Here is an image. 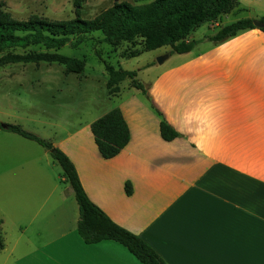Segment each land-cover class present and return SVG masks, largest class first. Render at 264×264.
Returning <instances> with one entry per match:
<instances>
[{
  "label": "crops",
  "instance_id": "1",
  "mask_svg": "<svg viewBox=\"0 0 264 264\" xmlns=\"http://www.w3.org/2000/svg\"><path fill=\"white\" fill-rule=\"evenodd\" d=\"M216 51L145 86L153 110L117 107L130 139L116 156L102 157L90 125L54 142L90 200L166 264H264V32L241 31ZM161 119L176 138L161 137ZM23 163L0 172V264H142L114 240L86 243L70 184Z\"/></svg>",
  "mask_w": 264,
  "mask_h": 264
},
{
  "label": "rangeland",
  "instance_id": "2",
  "mask_svg": "<svg viewBox=\"0 0 264 264\" xmlns=\"http://www.w3.org/2000/svg\"><path fill=\"white\" fill-rule=\"evenodd\" d=\"M120 1L145 4L152 0H85L81 7V17L92 19L114 2ZM0 2L17 20L39 17L59 21L69 20L75 16L73 0H0ZM258 2L255 1V9L261 6L262 1ZM239 3L238 8L223 14L217 25L213 26L214 22L211 21L205 22L193 30L188 39L196 40L197 43L190 52L183 54H170L171 48L168 45L145 50L143 39L140 37L133 41L110 45L102 42L103 34L100 31L90 33L88 39L76 48L65 45L60 49H46L37 45L25 49L0 51V59L5 55L23 56L39 53L44 56L61 55L75 58L77 63L83 65L80 74H65V66L57 62L42 61L38 64L17 62L0 65V122L19 124L24 130L50 141L57 147L54 142L58 143L68 133L89 126L97 118L121 104L128 107L140 104L151 110L147 96L131 86L128 78L119 84L120 94L110 93L106 86L108 76L105 66L109 64L115 68L134 70L135 78L150 89L157 76L165 73L170 67L193 63L192 59L202 54L216 57L218 51L214 55L212 53L219 42L210 40L209 36L219 27L241 18L258 21L260 16H257L255 9L246 8L240 0ZM165 55H168L166 59L158 63L157 59ZM87 132L91 134L89 127ZM21 160H24L23 166L26 169L38 161L43 169L42 175L61 181L62 169L46 148L33 140L0 128V172Z\"/></svg>",
  "mask_w": 264,
  "mask_h": 264
},
{
  "label": "trees",
  "instance_id": "3",
  "mask_svg": "<svg viewBox=\"0 0 264 264\" xmlns=\"http://www.w3.org/2000/svg\"><path fill=\"white\" fill-rule=\"evenodd\" d=\"M85 0H73L75 16L69 20L50 21L32 17L26 20L13 18L0 2V51L25 49L41 45L46 49H60L65 45L78 47L95 31L103 34L102 42L117 45L124 41L143 39L145 50L170 46V54L190 52L196 40L188 39L193 30L205 22L218 21L237 7L239 0H152L145 4H132L127 1L114 2L92 19L81 17V7ZM262 27L254 25L251 18H241L219 27L209 39L223 41L239 32L258 28L264 32V15L258 18ZM57 62L65 66V74L83 71L82 63L75 58L61 55H5L0 65L9 63ZM106 86L110 93L120 91L119 84L130 79L131 86L145 91L144 85L135 78L134 70L115 68L107 64ZM5 125V126H3ZM0 128L11 131L24 138L33 140L46 148L52 158L62 169V178L73 189L79 207L77 230L86 243L102 240H114L124 245L142 264H166L160 255L140 236L116 224L86 194L77 170L69 157L53 143L36 134L24 130L19 124L0 122ZM94 141L102 157L108 159L116 156L129 142L130 131L119 108H113L90 124ZM161 137L170 141L178 132L161 119L159 124ZM125 191L131 194V185L125 184ZM4 248V239L0 221V250Z\"/></svg>",
  "mask_w": 264,
  "mask_h": 264
},
{
  "label": "water",
  "instance_id": "4",
  "mask_svg": "<svg viewBox=\"0 0 264 264\" xmlns=\"http://www.w3.org/2000/svg\"><path fill=\"white\" fill-rule=\"evenodd\" d=\"M254 25L257 26V27H262L263 26V23H261L260 21H257L255 20L254 21ZM168 55H165V56H162V57H159L157 60H158V63H162L164 61V59H166ZM5 126V125H3Z\"/></svg>",
  "mask_w": 264,
  "mask_h": 264
}]
</instances>
